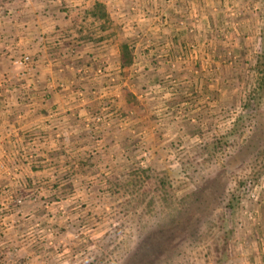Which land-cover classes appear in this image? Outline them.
Here are the masks:
<instances>
[{"label":"rangeland","instance_id":"obj_1","mask_svg":"<svg viewBox=\"0 0 264 264\" xmlns=\"http://www.w3.org/2000/svg\"><path fill=\"white\" fill-rule=\"evenodd\" d=\"M97 1L109 15L106 31L86 15ZM215 2L208 25L190 9L176 12L172 0L159 9L151 0H0V18L30 6L57 22L53 48L66 57L89 47L82 54L90 62L79 66L84 84L92 65L107 76L109 44L133 52L131 89H123L130 110L90 117L86 127L106 134L85 137L89 147L68 177L49 184L46 202L33 198L36 215L19 225L32 228L36 246L1 248L0 264H264V0ZM175 24L198 56L168 58L161 50L173 51V41L161 50L146 44ZM80 31L103 39L86 43ZM124 74L111 83L119 87ZM76 174L79 184L69 181ZM155 177L164 182L160 192ZM232 194L239 199L229 220ZM169 228L177 231L172 241Z\"/></svg>","mask_w":264,"mask_h":264},{"label":"crops","instance_id":"obj_2","mask_svg":"<svg viewBox=\"0 0 264 264\" xmlns=\"http://www.w3.org/2000/svg\"><path fill=\"white\" fill-rule=\"evenodd\" d=\"M172 1V9L176 12L185 7L192 11L191 14L197 13L203 23L210 25L206 14L215 0ZM151 4L156 9L163 8V0H151ZM36 8L44 12L47 5L41 3ZM33 9L22 6V10L15 15L0 18V249L21 247L26 252L36 244L29 234L32 228L19 224L36 215L39 208H36L33 198L40 197L46 202L49 184L68 177L78 158L89 147L85 137H103L106 134L103 133L105 127H86L85 124L95 112L102 114L103 108L113 110L114 107L130 110L127 109L129 105L123 89H131L127 82L130 77L126 74L131 65L121 66L120 50L116 49V44L114 50L112 44L107 46L108 58L102 63L107 76L101 77L98 67L92 65L88 69L90 81L85 84L81 82L79 66L84 69L81 64L90 62L88 55L82 52H88L89 47L73 50L67 57L62 49L54 50L57 36L53 33L57 22L39 16L41 13L35 16ZM24 10L26 16H23ZM149 26L145 25V29L149 30ZM203 31L200 40L206 41L207 32ZM185 34L188 35L185 30H178L175 24L172 34L151 38L146 44L161 50V45L173 41V51L161 50L168 58L181 53L186 57L198 56L190 48L192 38ZM149 36L146 35V38ZM110 39L116 42L115 38ZM196 39L193 41L197 42ZM91 54L92 58L101 56L98 49ZM22 55L31 58L28 68L15 64ZM120 69L128 79L117 87L111 83L110 77H116L115 73H120ZM184 69L188 70V67ZM82 92L85 93L86 102L81 99ZM107 119L113 122L110 115ZM83 180L77 174L69 179L73 184ZM48 193L50 195L52 191ZM17 200H22V206H16ZM7 222L11 226H7ZM3 255L6 256V253Z\"/></svg>","mask_w":264,"mask_h":264},{"label":"trees","instance_id":"obj_3","mask_svg":"<svg viewBox=\"0 0 264 264\" xmlns=\"http://www.w3.org/2000/svg\"><path fill=\"white\" fill-rule=\"evenodd\" d=\"M86 15H88V17L91 18L94 23L99 24L101 31H106L109 29V27H108V25L110 24L109 23V15L107 13L105 5L102 2H99V1L95 2L93 4L92 8L89 9L88 11H86ZM80 35H81L80 39L86 43L90 42V41H100L103 39L102 37H100L99 39H94V38L90 37L89 34L82 36L83 35L82 31H80ZM119 59H120L122 67H126V66L129 67L132 64L133 52H132V49H131L129 44H123L121 46ZM154 180H155V183H154L155 184V190L160 192V187L164 186V182H161L162 180L157 179L156 177L154 178ZM238 199L239 198L235 194H232L231 197L229 198L227 205L224 207V214H225L226 219L230 220L232 218L234 211H235V207H236L237 202H238ZM188 220H190V219L188 218ZM178 226H180L179 223L177 224V227H173V228L178 229ZM176 233H177V231L175 232V230H172L171 228H169L168 239L172 241L173 236H175ZM170 249H172V247L166 248L165 251L167 252ZM135 256H137V253H135Z\"/></svg>","mask_w":264,"mask_h":264},{"label":"built area","instance_id":"obj_4","mask_svg":"<svg viewBox=\"0 0 264 264\" xmlns=\"http://www.w3.org/2000/svg\"><path fill=\"white\" fill-rule=\"evenodd\" d=\"M15 64L28 68L30 66V64H31V58L29 56H25L24 58H20V59L16 60ZM98 74L99 75L102 74V70L101 69L98 70ZM96 121L100 122L101 119L97 118Z\"/></svg>","mask_w":264,"mask_h":264}]
</instances>
